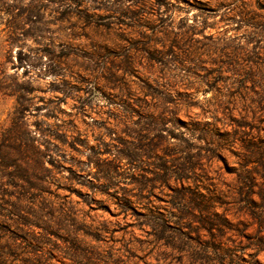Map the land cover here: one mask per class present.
Listing matches in <instances>:
<instances>
[{"label":"rangeland","instance_id":"obj_1","mask_svg":"<svg viewBox=\"0 0 264 264\" xmlns=\"http://www.w3.org/2000/svg\"><path fill=\"white\" fill-rule=\"evenodd\" d=\"M259 153L264 0H0V264H264Z\"/></svg>","mask_w":264,"mask_h":264},{"label":"trees","instance_id":"obj_2","mask_svg":"<svg viewBox=\"0 0 264 264\" xmlns=\"http://www.w3.org/2000/svg\"><path fill=\"white\" fill-rule=\"evenodd\" d=\"M20 24H17L14 28H13V32H12V35L15 33V31L18 29V26H19ZM15 30V31H14ZM11 37H13V36H11ZM14 39V38H13ZM135 161V160H134ZM253 162H255V163H258V164H260L262 167H263V169H264V156L262 155V153H259V154H254L253 156H249V157H247L246 158V161H245V165L247 166L248 164H250V163H253ZM264 197V196H263ZM203 222L205 223V225H207V226H213V224H211V222H209L208 220L205 222L204 220H203Z\"/></svg>","mask_w":264,"mask_h":264}]
</instances>
